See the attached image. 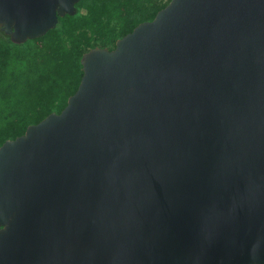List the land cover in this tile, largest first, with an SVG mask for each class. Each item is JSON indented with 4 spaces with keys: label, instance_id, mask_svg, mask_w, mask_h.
<instances>
[{
    "label": "water",
    "instance_id": "obj_1",
    "mask_svg": "<svg viewBox=\"0 0 264 264\" xmlns=\"http://www.w3.org/2000/svg\"><path fill=\"white\" fill-rule=\"evenodd\" d=\"M79 1L0 0V32ZM79 62L0 145V264H264V0H169Z\"/></svg>",
    "mask_w": 264,
    "mask_h": 264
},
{
    "label": "trees",
    "instance_id": "obj_2",
    "mask_svg": "<svg viewBox=\"0 0 264 264\" xmlns=\"http://www.w3.org/2000/svg\"><path fill=\"white\" fill-rule=\"evenodd\" d=\"M169 2L80 0L75 14L57 18L42 37L13 44L0 32V145L50 113H59L77 88L80 58L114 42Z\"/></svg>",
    "mask_w": 264,
    "mask_h": 264
},
{
    "label": "rangeland",
    "instance_id": "obj_3",
    "mask_svg": "<svg viewBox=\"0 0 264 264\" xmlns=\"http://www.w3.org/2000/svg\"><path fill=\"white\" fill-rule=\"evenodd\" d=\"M161 2H166V1H168V0H160Z\"/></svg>",
    "mask_w": 264,
    "mask_h": 264
}]
</instances>
